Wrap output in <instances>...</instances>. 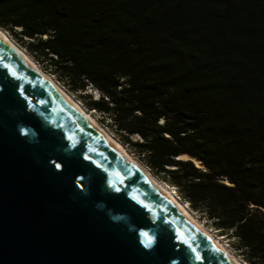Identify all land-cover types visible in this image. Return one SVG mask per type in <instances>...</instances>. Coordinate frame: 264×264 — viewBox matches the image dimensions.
<instances>
[{"label": "trees", "instance_id": "16d2710c", "mask_svg": "<svg viewBox=\"0 0 264 264\" xmlns=\"http://www.w3.org/2000/svg\"><path fill=\"white\" fill-rule=\"evenodd\" d=\"M0 29L264 264V0H0Z\"/></svg>", "mask_w": 264, "mask_h": 264}, {"label": "water", "instance_id": "95a60500", "mask_svg": "<svg viewBox=\"0 0 264 264\" xmlns=\"http://www.w3.org/2000/svg\"><path fill=\"white\" fill-rule=\"evenodd\" d=\"M0 264H227L0 43Z\"/></svg>", "mask_w": 264, "mask_h": 264}, {"label": "bare ground", "instance_id": "6f19581e", "mask_svg": "<svg viewBox=\"0 0 264 264\" xmlns=\"http://www.w3.org/2000/svg\"><path fill=\"white\" fill-rule=\"evenodd\" d=\"M10 38V37H9ZM0 29V43L7 48L16 58H18L31 72L41 80L48 88H50L75 114L91 128L106 144H108L115 152H117L126 163L140 176L145 184L156 194L168 207L176 212L184 222L189 224L194 230L211 246L217 255L227 264H243L227 251L222 243L210 234L198 221H196L189 213L187 208L182 204L176 196H174L163 184L158 182L143 166L137 162L128 151L112 136H110L104 128L97 124L89 113L85 112L57 83L51 78L47 72L41 70L34 61H32L20 48H18ZM186 158V157H185ZM197 164V163H196ZM198 165V164H197Z\"/></svg>", "mask_w": 264, "mask_h": 264}, {"label": "rangeland", "instance_id": "374dc122", "mask_svg": "<svg viewBox=\"0 0 264 264\" xmlns=\"http://www.w3.org/2000/svg\"><path fill=\"white\" fill-rule=\"evenodd\" d=\"M5 32V34L8 36V38L18 47L20 48L32 61L35 62V64L44 72H47L46 74H50L49 76L51 78H53V80L57 83V85L64 90L74 101H76V103L87 113H89V116H91L93 118V120L99 124L102 128L105 129V131L112 136L114 139H116L118 141V136L116 134V130L115 127L113 125L112 120L107 117L104 116L102 114H99L98 112H95L91 109H89L87 107V104L89 103V97H91L92 100H94L97 96L98 93L95 92V89L88 86L87 88H85V91H77L74 92L65 82H57V80L55 79V77L52 75V72H50L48 69L44 70L43 67L40 66V64H38L34 59H32L31 56H29L26 51L23 49V46H21L20 44H18L13 37H11V35L3 30ZM45 38V37H42ZM89 96V97H88ZM129 140H131L132 142L134 141H138V139L136 137H129ZM119 142V141H118ZM120 143V142H119ZM121 144V143H120ZM126 151H128V153L130 154V156H132V158H134L137 162L140 163L141 166H143L158 182H160L161 184H163L165 187H167V189L174 195L177 197L178 199V193L176 191V189L169 185L166 181V179L162 176H156L154 175L152 172L149 171V169L143 164L141 159H138L135 150L131 149L130 147H125L123 144H121ZM180 201V200H179ZM182 204H184V206L187 208V210L189 211V213L192 215V217L198 221L201 225H203V227L210 233L212 234L215 238H217L222 245L227 249L228 252H230V254L232 256H234L238 261L242 262L238 252L235 250V248L233 247V240L225 235V233H221L220 231L216 230L211 223L201 214L197 213V212H191L189 207L187 206V204L183 201H180ZM243 263V262H242ZM244 264V263H243Z\"/></svg>", "mask_w": 264, "mask_h": 264}]
</instances>
